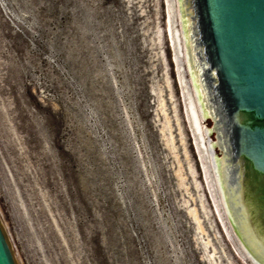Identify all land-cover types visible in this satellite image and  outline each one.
Segmentation results:
<instances>
[{
	"label": "rangeland",
	"instance_id": "obj_1",
	"mask_svg": "<svg viewBox=\"0 0 264 264\" xmlns=\"http://www.w3.org/2000/svg\"><path fill=\"white\" fill-rule=\"evenodd\" d=\"M0 225L17 264H248L219 219L167 0H0Z\"/></svg>",
	"mask_w": 264,
	"mask_h": 264
},
{
	"label": "water",
	"instance_id": "obj_2",
	"mask_svg": "<svg viewBox=\"0 0 264 264\" xmlns=\"http://www.w3.org/2000/svg\"><path fill=\"white\" fill-rule=\"evenodd\" d=\"M183 97L220 222L264 264V0H167ZM0 264H17L0 225Z\"/></svg>",
	"mask_w": 264,
	"mask_h": 264
},
{
	"label": "bare ground",
	"instance_id": "obj_3",
	"mask_svg": "<svg viewBox=\"0 0 264 264\" xmlns=\"http://www.w3.org/2000/svg\"><path fill=\"white\" fill-rule=\"evenodd\" d=\"M208 242V241H207ZM212 248H214V247H212ZM216 249V248H215ZM215 249H213V250H215ZM214 251H213V253L212 254H210V257L209 258H211L212 259V262H213V264H222V263H220L216 258H214L215 256H214ZM209 256V255H208Z\"/></svg>",
	"mask_w": 264,
	"mask_h": 264
}]
</instances>
